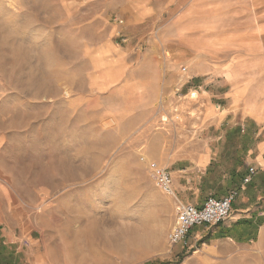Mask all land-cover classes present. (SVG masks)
<instances>
[{"label":"rangeland","instance_id":"rangeland-1","mask_svg":"<svg viewBox=\"0 0 264 264\" xmlns=\"http://www.w3.org/2000/svg\"><path fill=\"white\" fill-rule=\"evenodd\" d=\"M129 1L0 0V234L16 264H264V236L240 253L219 225L168 239L179 203L220 190L214 127L232 124L212 86L264 81L228 39L264 25V0H173L143 21Z\"/></svg>","mask_w":264,"mask_h":264},{"label":"crops","instance_id":"crops-1","mask_svg":"<svg viewBox=\"0 0 264 264\" xmlns=\"http://www.w3.org/2000/svg\"><path fill=\"white\" fill-rule=\"evenodd\" d=\"M174 1L134 0L127 3L132 5V19L143 21L153 15L156 16L160 5H171ZM226 1L209 0L208 3H211L212 6L226 7ZM230 1L235 0H229L228 7H231ZM197 2L199 5L204 3L200 0ZM255 5L252 3L251 7L253 8ZM249 11L251 12L237 14L235 10L228 9L230 14L227 19L229 21L236 20L235 16H249L251 21H254L256 16L259 17L254 9H249ZM217 14L220 16L216 15L215 21H222L225 14ZM262 21L264 19L260 18V22ZM263 32L264 25L257 29L252 27L250 30L229 33L230 52L233 50L235 53L254 55L250 59L251 61H254L256 55H259V63H262L261 61L264 59ZM250 62H243V65L239 66L248 69ZM235 68H237L236 65ZM234 80L236 81V79ZM235 81L232 83L235 85L234 88H228L226 93L221 89V86H212V90L216 94L212 95V98L228 103L224 118L231 117L232 125L224 126L221 121L214 127L216 137L212 147L214 152L211 159L214 165L211 177L213 183L220 187V190L219 192L208 191V193L214 195L216 199H222L231 192H237V196L232 202L229 219L218 227L229 240L231 249L234 252H239L241 248L248 246L247 243L257 238L262 240L264 236V81L259 80L260 82L257 83L255 79L249 78L245 85L239 87H236ZM254 84L256 87L253 86ZM196 186L198 187L195 188L199 189L205 188L201 187L199 183L198 185L196 183ZM176 192L178 191L174 190V195L177 194ZM204 192H206V188ZM203 201L204 197L199 201L192 200L190 202L194 206L200 207ZM257 230L258 233H255ZM16 260L17 255H13L10 246L4 240V235L0 234V264H16L18 262Z\"/></svg>","mask_w":264,"mask_h":264},{"label":"built area","instance_id":"built-area-1","mask_svg":"<svg viewBox=\"0 0 264 264\" xmlns=\"http://www.w3.org/2000/svg\"><path fill=\"white\" fill-rule=\"evenodd\" d=\"M139 161L148 162L142 156L139 157ZM148 169L159 191L166 195H173L171 174L154 162H148ZM236 196L237 192H231L222 199L208 197L200 207L179 203L175 211L174 226L168 235L170 244L185 247L188 235L194 227L218 226L227 221Z\"/></svg>","mask_w":264,"mask_h":264},{"label":"bare ground","instance_id":"bare-ground-1","mask_svg":"<svg viewBox=\"0 0 264 264\" xmlns=\"http://www.w3.org/2000/svg\"><path fill=\"white\" fill-rule=\"evenodd\" d=\"M143 236V235H142Z\"/></svg>","mask_w":264,"mask_h":264}]
</instances>
